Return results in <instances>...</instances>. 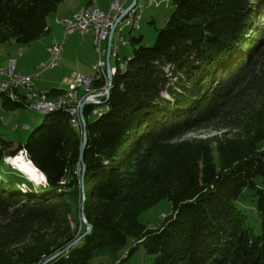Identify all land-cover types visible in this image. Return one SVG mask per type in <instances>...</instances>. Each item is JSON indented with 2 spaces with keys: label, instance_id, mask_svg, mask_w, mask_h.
<instances>
[{
  "label": "trees",
  "instance_id": "trees-1",
  "mask_svg": "<svg viewBox=\"0 0 264 264\" xmlns=\"http://www.w3.org/2000/svg\"><path fill=\"white\" fill-rule=\"evenodd\" d=\"M61 1L0 0V42L38 39ZM172 2L154 44L131 35L138 46L121 58L123 68L118 62L97 118L89 121L95 106L85 107V217L93 228L47 264H112L139 244L154 264H264V0ZM71 118L63 108L45 114L17 146L0 133V264H41L86 230L72 225L83 138ZM206 127L225 131L183 139ZM20 151L45 186L4 165ZM245 188L257 197L260 234L237 205ZM161 199L173 211L149 228L140 216ZM129 238L135 243L121 258Z\"/></svg>",
  "mask_w": 264,
  "mask_h": 264
},
{
  "label": "rangeland",
  "instance_id": "rangeland-1",
  "mask_svg": "<svg viewBox=\"0 0 264 264\" xmlns=\"http://www.w3.org/2000/svg\"><path fill=\"white\" fill-rule=\"evenodd\" d=\"M160 3L158 6H156ZM132 4V3H131ZM129 4V5H131ZM128 5V6H129ZM149 4L145 2L144 6L146 7L142 12V19L139 22L140 29L139 30H131L130 27H125L122 31V35L125 37V43L121 44L119 47V54L121 57H129L133 53V49L138 46V44H134L131 41V35L134 34L136 36H143V44L152 45L155 43L159 30L166 26L168 19L170 18L172 12L175 9V5L172 0H156L155 6H148ZM127 6V7H128ZM126 7V8H127ZM75 14V13H74ZM72 17H58L57 22L61 19H73ZM154 19V22L152 21ZM111 31V30H110ZM76 32L75 38H70V34ZM110 33V32H109ZM116 30H114L115 35ZM109 37V35H108ZM55 38L61 40L65 39L68 42L66 45V51L63 53L61 52V63L55 67L48 68L45 71L40 73L38 69V65L41 62L47 61L50 58V54L48 51V47L55 42ZM108 41V38L107 40ZM53 42V43H51ZM94 42L92 41V37L89 36L86 32L82 31H74L70 32L68 35H64V31L58 30H47L45 31L38 39L30 42V43H17L14 40L0 42V69L6 68L10 61H14L15 71L23 74H27L33 77L34 86L38 89H47L49 90V99L52 101V105L58 107V98H64L65 92H58L53 93V87H60V89H66L65 83L70 78L68 73L72 74H80L83 71L80 70V67L83 70L87 69L86 75L94 74L95 70L94 67L98 62V54L96 52V47ZM106 43H103L105 47ZM113 45V41H112ZM107 48V47H105ZM64 49V46H63ZM108 49V48H107ZM97 58V59H96ZM96 62L89 67L91 61ZM7 63L4 66V62ZM113 63L115 60L113 59ZM89 68V69H88ZM92 68V69H90ZM85 72H83L84 74ZM91 73V74H90ZM57 84V86L55 85ZM109 85V79L107 80V89ZM100 85H93L91 86V90L94 93H101ZM98 90L99 92H96ZM107 91V90H106ZM54 94L58 96L54 97ZM4 95H0L2 98ZM52 96V97H51ZM105 98V99H104ZM13 103H17L20 106L12 107L9 105H4L2 100L0 99V117L3 116L4 119H0V133L9 141H13L14 145L17 146L20 143H25L31 132L41 124L44 119V115L48 114L52 111L48 110V108H44L45 113L38 112L35 110H31L30 106H28V101H24L18 97H11L10 98ZM55 100V102H53ZM87 100L84 99L83 102ZM105 100L107 102V97H103L101 103L93 104L95 109H98L101 106H105ZM82 102V104H83ZM81 104V106H82ZM88 105V104H87ZM86 105V106H87ZM51 106V105H50ZM49 106V107H50ZM81 106L79 112V118L81 121L80 128L77 129L82 138H84V127L81 118ZM85 106V107H86ZM29 107V108H28ZM85 112V108H84ZM98 111H93L89 116V121H92L97 118ZM69 114V113H68ZM70 118L71 115L69 114ZM85 120L87 121L86 115L84 113ZM72 119V118H71ZM17 128V129H16ZM225 131V130H223ZM222 130L215 129L214 127H206L203 129H197L190 133L184 135L183 139H200V138H207L211 139L213 137L217 138L221 136ZM88 132V131H87ZM18 154H24L26 159L28 155L24 151H20ZM17 154V155H18ZM16 155V156H17ZM215 156H217L215 154ZM9 158V157H7ZM5 158L4 165L7 166L9 161ZM30 160V159H29ZM31 162V161H30ZM11 166L13 163H10ZM14 166V165H13ZM12 166V167H13ZM4 166H1V169ZM16 169L23 171L20 167L14 166ZM24 172V171H23ZM42 172V171H41ZM77 174L79 175L80 181V189H81V175H82V164L79 162L76 170ZM25 173V172H24ZM43 173V172H42ZM26 174V173H25ZM30 178V177H29ZM40 181L41 183H34L36 186H45L46 185V177L42 178ZM39 181V182H40ZM34 182H36L34 180ZM255 182L261 187L262 186V176H257L255 178ZM252 190L245 188L237 200V205L247 214L246 217V224L248 227L252 229L255 234L262 233V222H261V214L259 213L258 209L256 208V201L257 197L252 196ZM81 190V202L79 206H82L83 196ZM78 204V203H77ZM173 211V204L169 199H161L149 209L144 211L140 216V220L147 224L149 228H157L160 226L166 219L171 215ZM85 216H83L84 218ZM83 223V224H82ZM72 225H79V229H84L85 225L80 208L79 219L74 221ZM84 225V226H83ZM85 232V231H84ZM81 234H78L80 236ZM128 244L121 250V258L125 257V254L131 248V246L135 243L132 238L128 239ZM58 253V252H57ZM99 257L95 256L93 258L94 261H98ZM155 256L153 254H149L145 251L144 246L139 244L137 249L132 253V255L124 260L121 261L120 259L116 260L112 264H154Z\"/></svg>",
  "mask_w": 264,
  "mask_h": 264
},
{
  "label": "built area",
  "instance_id": "built-area-1",
  "mask_svg": "<svg viewBox=\"0 0 264 264\" xmlns=\"http://www.w3.org/2000/svg\"><path fill=\"white\" fill-rule=\"evenodd\" d=\"M133 1H135V3L128 14L119 20V17L125 11L126 7ZM155 2L156 0H154L151 6H155ZM145 8L146 7L139 6V0H112L109 9L105 11L95 2H92L76 12L73 19H61L58 21V23L64 27V35H68L70 32L74 31L87 32L88 30H92L94 33L93 42L98 54V62L93 67L95 70L94 74H72L68 80V87L64 90V98H61V103L58 104L72 105V107L77 110L78 129L81 125L79 112L83 100L87 99L91 104H99L106 95L108 80L106 56L108 51L107 48L103 46V43L107 40L110 30L114 24L119 21L115 28V30H117L115 33L117 38L116 48V46L124 42V37L121 33L124 27H130L135 30L139 29V19L142 18V12ZM63 46L64 42H57L48 47L50 58L38 65L40 73L61 63ZM115 48L114 45H112L111 54L113 55H115ZM112 71H116V68H113ZM102 81H105V83L100 85L101 93H89V86L99 85ZM1 89L12 90L17 96L28 101L29 106H33V109L38 112L50 105L54 106L47 96L49 95V90L36 88L32 76L16 72L13 60L10 61L6 68L0 69V90ZM105 107L106 106L99 107L94 111L96 112Z\"/></svg>",
  "mask_w": 264,
  "mask_h": 264
},
{
  "label": "crops",
  "instance_id": "crops-1",
  "mask_svg": "<svg viewBox=\"0 0 264 264\" xmlns=\"http://www.w3.org/2000/svg\"><path fill=\"white\" fill-rule=\"evenodd\" d=\"M92 2H95L101 9L107 11L109 9V6H110V3L112 2V0H62L59 3L57 9L49 15V17H48V29L47 30H54V31L55 30H58V31L61 30V31H64V27L61 24H59L56 19H58V17H72L74 15V13L78 12L80 9H83L84 7H86L88 4H90ZM152 21L154 22V19ZM124 28L121 30V33L124 30ZM86 33L89 34V36L92 37V41H93V39H94L93 31L92 30H88ZM69 36H70V38H75L77 35H76V32H75V33L70 34ZM124 39H125V37H124ZM55 40H56L55 42H64V49H63V53H64L66 51V45H68V42H67L68 40L67 41L65 39L59 40L57 38H55ZM108 42H109V40L105 41V43H106L105 47H107V48H108ZM51 43H53V42H51ZM116 43H117V38H116V34H115L113 36L114 48H115ZM120 45L118 46V54H119ZM107 51H108V49H107ZM121 58H123V57H121L120 54L117 55V56H115L113 54H110L109 59H110V65H111L112 69L117 67L118 62H121ZM96 59H95V61H91L93 63H90L89 67H92V65L96 62ZM113 59L115 60V63H113ZM107 60H108V53H107V56H106V70L108 72V61ZM2 62H4V66L7 64V63H5V61H2ZM92 68H90V69H92ZM80 70L85 72L84 74L87 73V71H86L87 69L83 70V68L80 67ZM72 73L71 72L68 73V76L69 75L71 76ZM55 85L57 86V84H55ZM65 86H66L65 88L67 89V87H68L67 86V80H66ZM54 88H56V87H53L52 89H54ZM66 89H62V90L64 91ZM57 90H61L60 87H57ZM0 99H3L2 102L6 106L5 101H7L6 100L7 97L3 96L2 98L0 97ZM0 119H4V117L1 116Z\"/></svg>",
  "mask_w": 264,
  "mask_h": 264
},
{
  "label": "water",
  "instance_id": "water-1",
  "mask_svg": "<svg viewBox=\"0 0 264 264\" xmlns=\"http://www.w3.org/2000/svg\"><path fill=\"white\" fill-rule=\"evenodd\" d=\"M135 1L132 2L131 5H129L125 11L121 14V16L119 17V20H121L124 16H126L128 14V12L130 11L131 7L134 5ZM119 22V21H118ZM118 22H116L114 24V26L112 27L110 33H109V37H108V79H109V87L106 91V97L107 100L110 97V92H111V88H112V81H113V76L114 73L112 71L111 65H110V54H111V49H112V41H113V34H114V30L118 24ZM91 103L88 100H85L81 106V118H82V122H83V127H84V138L82 141V145H81V154H80V163L82 164V175H81V190H82V196H83V201H82V206H81V214H82V219L85 223V225L87 226L85 232H83L80 236H78L76 239H74L70 244H68L63 250H61L60 252L52 255L51 257H49L48 259H46L44 262H42L41 264H47L50 261H52L53 259H55L56 257H58L59 255H62L63 253L69 251L73 246H75L77 243H79L82 239H84L88 234L91 233L92 231V224H90L86 217L83 218V216H85V202H86V194H85V175H86V163H85V159H84V153H85V149L87 147V143H88V132H87V121L85 120L84 117V108L87 104Z\"/></svg>",
  "mask_w": 264,
  "mask_h": 264
},
{
  "label": "bare ground",
  "instance_id": "bare-ground-1",
  "mask_svg": "<svg viewBox=\"0 0 264 264\" xmlns=\"http://www.w3.org/2000/svg\"><path fill=\"white\" fill-rule=\"evenodd\" d=\"M145 2H147L149 4L148 6H151L153 4L154 0H139V6L140 7H145L144 6ZM155 4H156V2H155ZM141 19H139V22H140ZM139 28H140V26H139ZM125 42L126 41L124 39L123 44ZM115 55H119L118 54V46H116V48H115ZM125 65H126V62H122L121 67L123 68ZM122 68H120V69H122ZM113 73H115V71H113ZM90 88H91V86H89V93H94ZM96 92H99V91L96 90ZM100 92H101V90H100ZM0 95H4V96L9 95L10 97H13V98L14 97H18L20 99H23L22 97L17 96L15 93H13V91L10 90V89H1L0 90ZM55 96L57 97L58 95L54 94V97ZM105 97H106V95H105ZM53 102H55V100H53ZM57 102H58L57 104L61 103V98L60 99L58 98ZM51 103H52V101H51ZM27 104L29 106V103H27ZM47 108H48L47 111L48 110L54 111V110L62 109V108L65 109L71 115L72 122L75 125V127L78 128V126H77L78 112H77V110H75V108L72 107V105H58V107L50 106V107H47ZM30 109L34 110L33 106H30ZM43 109L41 111H39V112L45 113L44 112L45 110H43ZM7 160L9 161V163H13L12 165H14L16 167L17 166L20 167L28 175V177H30V179L35 180L36 182H39L41 178H45V175L39 169H37V167L35 165H32V162H30L31 160L26 159L24 157V154H19L18 156L7 158Z\"/></svg>",
  "mask_w": 264,
  "mask_h": 264
}]
</instances>
